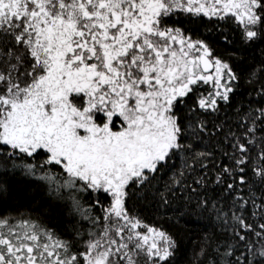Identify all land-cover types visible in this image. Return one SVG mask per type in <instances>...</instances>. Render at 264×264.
Returning <instances> with one entry per match:
<instances>
[{
    "label": "snow or ice",
    "instance_id": "obj_1",
    "mask_svg": "<svg viewBox=\"0 0 264 264\" xmlns=\"http://www.w3.org/2000/svg\"><path fill=\"white\" fill-rule=\"evenodd\" d=\"M0 264H264V0H0Z\"/></svg>",
    "mask_w": 264,
    "mask_h": 264
},
{
    "label": "trees",
    "instance_id": "obj_2",
    "mask_svg": "<svg viewBox=\"0 0 264 264\" xmlns=\"http://www.w3.org/2000/svg\"><path fill=\"white\" fill-rule=\"evenodd\" d=\"M19 182V178H13V184L14 187L18 184ZM27 197V193L26 192H20L17 194V201L23 203L24 199Z\"/></svg>",
    "mask_w": 264,
    "mask_h": 264
}]
</instances>
